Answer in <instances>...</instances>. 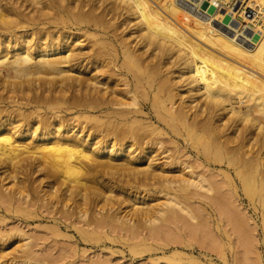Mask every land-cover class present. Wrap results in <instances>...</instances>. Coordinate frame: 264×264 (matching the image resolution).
<instances>
[{"label": "bare ground", "instance_id": "bare-ground-1", "mask_svg": "<svg viewBox=\"0 0 264 264\" xmlns=\"http://www.w3.org/2000/svg\"><path fill=\"white\" fill-rule=\"evenodd\" d=\"M1 1L0 264L175 223L264 264V0Z\"/></svg>", "mask_w": 264, "mask_h": 264}, {"label": "rangeland", "instance_id": "rangeland-1", "mask_svg": "<svg viewBox=\"0 0 264 264\" xmlns=\"http://www.w3.org/2000/svg\"><path fill=\"white\" fill-rule=\"evenodd\" d=\"M5 1L10 2L11 0H2L1 3H6ZM127 196L123 195L122 197L124 198L121 204L123 207H130ZM41 224L33 221L21 225H24V229L30 232L31 229ZM179 227L176 223L172 224L169 231L164 233L166 236L162 241L155 240L158 243L151 248L134 247V250L138 249L136 251L129 247L130 241H112L105 238L97 241H84L80 239L73 227L67 230L61 229L60 235L49 233L44 238H38L33 242L32 245L37 250L33 263L83 264L88 258L96 259L98 257L101 260H110L113 264H201L202 262V264H224L223 261L217 260L214 255H200L196 239L193 236L195 235L194 232L188 234L189 232L187 233ZM36 233L33 231L31 234L37 236L38 233ZM172 248L177 249V255L175 259L169 261L166 257ZM162 250L169 252L162 254ZM5 264H31V261L7 260Z\"/></svg>", "mask_w": 264, "mask_h": 264}]
</instances>
